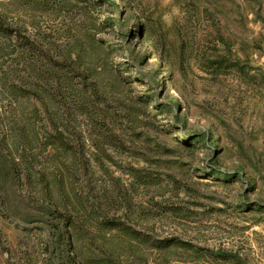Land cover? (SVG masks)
I'll list each match as a JSON object with an SVG mask.
<instances>
[{"label": "rangeland", "instance_id": "1", "mask_svg": "<svg viewBox=\"0 0 264 264\" xmlns=\"http://www.w3.org/2000/svg\"><path fill=\"white\" fill-rule=\"evenodd\" d=\"M0 19V264H264V0H0ZM34 107L18 166L6 134ZM75 208L99 224L78 242Z\"/></svg>", "mask_w": 264, "mask_h": 264}, {"label": "trees", "instance_id": "2", "mask_svg": "<svg viewBox=\"0 0 264 264\" xmlns=\"http://www.w3.org/2000/svg\"><path fill=\"white\" fill-rule=\"evenodd\" d=\"M8 29L5 27L4 22L0 19V35L4 36V37H8ZM17 86V85H16ZM19 87V86H17ZM2 86H0V91H2ZM1 96V95H0ZM1 103V100H0ZM17 112H19L18 110H16ZM40 110L37 107H34V112L32 113H23V114H16L14 113V118L12 119V126L9 129V132H7L6 136H9L10 140L13 141V143H15V145L17 146L16 150L18 151L20 149L21 151V155L19 157V160H16V165L20 166V161L24 160L25 158H30L34 160L37 158L36 153L34 151V144L38 141V135L35 131V127H34V123H33V117H31L30 115L33 113H37ZM1 119V116H0ZM59 133V137L57 138L56 142L54 143V147L59 150L60 153H63V157L64 155L69 156V154L73 151V147L70 143V140L68 138H65L64 136V132L63 131H58ZM2 143L0 142V154L4 155V157H8L9 152L6 151L5 147H2L1 145ZM18 144V145H17ZM17 171L23 172L22 169H17ZM31 174V173H30ZM66 205H64L61 208H65ZM83 214L80 215V211L78 209H74L73 210V214L74 216L70 217V223L72 227H75L76 230V241L78 242L79 240V233L77 231V228H79L80 234H81V230H82V224H85L86 222H91L93 223H97L98 221L95 218V216L93 214H88V219L83 218V216H85V214L89 213L87 210H83ZM82 223V224H81ZM106 224V223H105ZM117 229H123L126 230L129 233V228H124V227H117ZM131 239H135L136 238V234L137 232L134 231L133 229H131ZM143 240L148 241V237H141ZM150 242V241H148ZM173 242L168 241V242H161L159 244H157V246L160 247H167L170 246ZM154 245H156V243H153Z\"/></svg>", "mask_w": 264, "mask_h": 264}, {"label": "clouds", "instance_id": "3", "mask_svg": "<svg viewBox=\"0 0 264 264\" xmlns=\"http://www.w3.org/2000/svg\"><path fill=\"white\" fill-rule=\"evenodd\" d=\"M170 2V0H164V3L165 4H167V3H169ZM173 11H174V13L175 14H177V15H179V9L177 8V9H173ZM165 22L166 23H170V17H168V16H165Z\"/></svg>", "mask_w": 264, "mask_h": 264}]
</instances>
